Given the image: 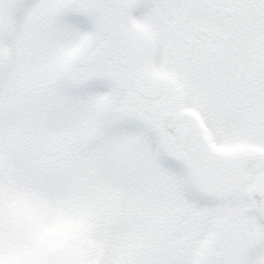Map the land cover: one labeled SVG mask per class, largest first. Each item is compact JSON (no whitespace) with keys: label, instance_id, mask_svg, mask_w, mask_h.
<instances>
[{"label":"snow or ice","instance_id":"6c2138e0","mask_svg":"<svg viewBox=\"0 0 264 264\" xmlns=\"http://www.w3.org/2000/svg\"><path fill=\"white\" fill-rule=\"evenodd\" d=\"M0 264H264V0H0Z\"/></svg>","mask_w":264,"mask_h":264}]
</instances>
